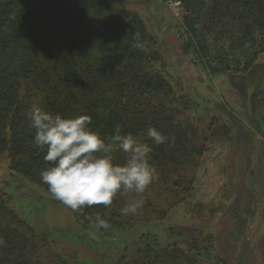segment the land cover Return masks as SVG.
<instances>
[{
  "label": "trees",
  "instance_id": "1",
  "mask_svg": "<svg viewBox=\"0 0 264 264\" xmlns=\"http://www.w3.org/2000/svg\"><path fill=\"white\" fill-rule=\"evenodd\" d=\"M162 1L182 7V53L209 76L243 81L234 87L243 90L254 128L263 133L264 0ZM165 67L159 39L142 17L112 0H0V162L6 161L22 182L48 193L40 173L49 165L33 144L35 129L26 117L33 104L53 114L89 115L93 130L104 137L120 125L122 133L147 140L144 134L156 127L169 142L153 145L158 178L146 192L118 194L110 207L93 205L74 213L83 227L101 217L109 225L102 231L130 230L149 215L163 219L191 191L194 168L211 137L230 138L231 132L230 122L217 114L202 129L186 119L192 105L176 94ZM115 156L119 162L124 154ZM135 199L142 200L137 214L122 215L126 202ZM194 232L203 239L189 241L179 232L180 240L166 245L141 234L134 250L103 264H205L212 236ZM0 240V264H67L44 252L47 239L19 217L2 189ZM259 252L264 261V244Z\"/></svg>",
  "mask_w": 264,
  "mask_h": 264
},
{
  "label": "rangeland",
  "instance_id": "2",
  "mask_svg": "<svg viewBox=\"0 0 264 264\" xmlns=\"http://www.w3.org/2000/svg\"><path fill=\"white\" fill-rule=\"evenodd\" d=\"M112 1L137 12L159 39L165 70L174 79L175 92L192 105L184 117L202 129L217 114L230 122V138L211 137L199 166L192 169V189L184 200L169 208L163 219H155L154 215L139 218L130 230L102 231L97 224L81 226L74 211L42 188L11 174L6 161L0 162V189L11 195L12 207L19 217L47 239L44 252L67 264L110 263L134 250L145 233L162 245L179 241V232L186 240H202L195 228L212 236L213 249L208 257L202 256L205 264H246L250 248L264 244V132L254 128L243 90L234 87L242 86L243 81L227 74L209 76L182 53L179 30L183 10L178 2ZM259 59L264 62V55ZM149 193L155 195V189Z\"/></svg>",
  "mask_w": 264,
  "mask_h": 264
},
{
  "label": "clouds",
  "instance_id": "3",
  "mask_svg": "<svg viewBox=\"0 0 264 264\" xmlns=\"http://www.w3.org/2000/svg\"><path fill=\"white\" fill-rule=\"evenodd\" d=\"M26 117L35 129L33 144L44 151L43 159L49 165L40 173L42 182L53 199L74 212L93 205L110 207L118 194L142 195L158 178L151 163L153 145L165 144L169 138L156 127L144 134L147 140H140L122 133L120 125L104 137L93 130L89 115L53 114L39 104H33ZM117 151L124 154L119 162ZM141 205L142 200H130L121 214L135 215ZM96 224L109 226L99 216Z\"/></svg>",
  "mask_w": 264,
  "mask_h": 264
},
{
  "label": "crops",
  "instance_id": "4",
  "mask_svg": "<svg viewBox=\"0 0 264 264\" xmlns=\"http://www.w3.org/2000/svg\"><path fill=\"white\" fill-rule=\"evenodd\" d=\"M219 241H221L220 237H219ZM250 249H252V252L249 254V259L248 261H246V264H264V261L259 252V248L253 247Z\"/></svg>",
  "mask_w": 264,
  "mask_h": 264
}]
</instances>
